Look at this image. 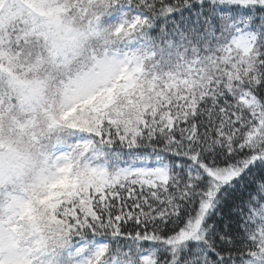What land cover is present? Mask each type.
Returning a JSON list of instances; mask_svg holds the SVG:
<instances>
[{
	"label": "snow or ice",
	"instance_id": "obj_1",
	"mask_svg": "<svg viewBox=\"0 0 264 264\" xmlns=\"http://www.w3.org/2000/svg\"><path fill=\"white\" fill-rule=\"evenodd\" d=\"M0 264H264V0H0Z\"/></svg>",
	"mask_w": 264,
	"mask_h": 264
}]
</instances>
